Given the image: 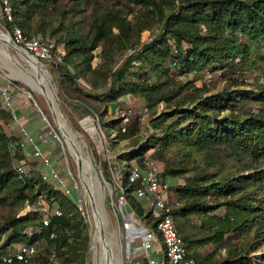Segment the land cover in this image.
I'll return each mask as SVG.
<instances>
[{
  "label": "trees",
  "instance_id": "trees-1",
  "mask_svg": "<svg viewBox=\"0 0 264 264\" xmlns=\"http://www.w3.org/2000/svg\"><path fill=\"white\" fill-rule=\"evenodd\" d=\"M12 18L2 14L11 35L18 28L54 45L46 62L60 96L98 118L143 226L156 231L159 218L132 174L152 159L165 179L182 182L172 216L189 257L264 264V84L246 82L264 77V53L255 55L264 49V0H12ZM199 71L222 85L177 78ZM124 97L145 100L146 123H125L116 111ZM1 106L0 242L55 246V259L14 264H88L83 213L39 171H18L29 151ZM39 200L62 212L49 226L41 213H23Z\"/></svg>",
  "mask_w": 264,
  "mask_h": 264
},
{
  "label": "rangeland",
  "instance_id": "rangeland-1",
  "mask_svg": "<svg viewBox=\"0 0 264 264\" xmlns=\"http://www.w3.org/2000/svg\"><path fill=\"white\" fill-rule=\"evenodd\" d=\"M0 30L12 37L4 27L1 11ZM148 37L149 35L147 34L145 39ZM261 53H264V49L263 51L259 49L255 50V55ZM13 55L15 61H12L0 46V87L9 89L15 104L16 114L21 123H27V132L37 142L41 143L43 152L50 157L58 173L73 188V196L71 199L76 202L79 210L83 213L92 237L88 264H106L105 256L102 249H100L101 246L96 235L97 230L93 205L89 193L80 178L78 162L64 142V139H62L61 132L55 124L54 118H52L53 115L50 112L44 95L37 87L34 79L30 76L31 70L26 67L24 63L25 59L17 53ZM39 61L51 73L50 62ZM51 75L55 80L52 73ZM177 78L196 80L198 86H202L206 82L209 83L211 80V84L222 85L224 80L222 77L213 78V75L209 71H199L187 77ZM246 82L249 84H264V77L250 73L246 77ZM29 95L32 96V99L25 97ZM59 98L61 100L59 105L63 109L62 115L74 128L76 136H73L68 128L67 130L73 138L75 137L79 147L82 148L84 154L92 161L93 169L85 177L87 178V176L90 177L91 174L93 175L94 186L101 198L100 209L103 210L104 214L106 237L111 243L112 248L115 249L114 254L117 264H145V254L141 250V239H130V230L133 229V223L138 226H142V223L137 220L135 213L128 203L122 199L121 172L115 162L116 156L109 150L108 144L101 132L98 118L88 115L78 105L76 100L66 99V101H63L60 93ZM0 102L2 104V98ZM146 107L147 105L144 99L124 97L122 106L117 108L116 111L121 114L123 119L128 118L125 123L133 126L137 120L147 122L148 112H144ZM61 120L63 121V119ZM9 133L21 138L20 128L15 122L10 127ZM28 151L29 154H32L30 147H28ZM27 159L30 162L24 166V169L28 174L34 170L39 171L40 174L47 172L46 167L39 159L32 156H29ZM151 166L157 167L160 177L165 179L163 176L165 166L152 159H149L146 162L145 168L140 170L144 176L149 173ZM165 180L170 184V201L174 207L176 203V192L174 188L182 182L181 180L175 182L170 177H167ZM56 187L60 189L58 186ZM158 246H161V243Z\"/></svg>",
  "mask_w": 264,
  "mask_h": 264
},
{
  "label": "built area",
  "instance_id": "built-area-1",
  "mask_svg": "<svg viewBox=\"0 0 264 264\" xmlns=\"http://www.w3.org/2000/svg\"><path fill=\"white\" fill-rule=\"evenodd\" d=\"M0 11L9 21H12V0H0ZM12 38L16 44L24 47L38 60L52 61L54 59L52 55L54 45L52 43L35 35L27 38L18 28L14 30ZM58 49L61 54H64L63 47L60 46ZM25 97L32 99L31 95ZM0 98L3 99L1 107L10 111L13 116V121L20 128L21 148L28 150V147H30L32 154H29V156L39 159L46 167L47 172L41 174L43 180L58 186L66 196L71 198L73 196V188L58 173L50 157L43 152L41 143L37 142L27 132V126L22 125L16 114L15 104L8 88L0 87ZM144 112H148L147 107L144 109ZM127 119L126 117L125 121ZM18 171L20 173H27L23 166H18ZM132 178L133 180H141L138 196L148 199L156 217L159 218L156 231L150 230L143 225L138 226L132 221L133 230L131 231L130 239H141V250L145 254V264H198L194 258L188 256L187 248L177 232L172 216L173 205L170 201L171 187L165 179L160 177L158 168L151 166L146 176L142 175L139 169H135ZM122 199L125 201L124 193ZM34 211L44 216L43 223L45 226H49L52 215H62L60 210L49 209L41 200L35 203L34 206L27 204L23 213L28 214ZM52 238H55V235H52ZM159 243H161V246H158ZM39 256L55 259V246H50L44 241H38L34 244L20 243L9 245L4 244L3 241L0 242V264H14L16 262L29 263Z\"/></svg>",
  "mask_w": 264,
  "mask_h": 264
},
{
  "label": "bare ground",
  "instance_id": "bare-ground-1",
  "mask_svg": "<svg viewBox=\"0 0 264 264\" xmlns=\"http://www.w3.org/2000/svg\"><path fill=\"white\" fill-rule=\"evenodd\" d=\"M0 37L2 39H4L5 41H9L10 40V36L8 34L4 33L1 30H0ZM4 51H5V53L9 56V58L12 61H15L14 55H13L14 53H11L9 50H5V49H4ZM24 63L26 65V67L29 70H31V73H30L31 75L30 76L34 79L37 87L41 90V92L43 94H45V96L47 98L46 101L49 99V101L52 102V104L54 106V111L49 107L50 108V112L53 115L52 118H54L55 124H57V122H58V124H59L58 128H59V130L61 132V135L63 137L62 139H64V142L69 147L71 153L74 155V157L77 160V162H80V178L86 184L88 189L90 190V195L89 196H90V199H91V202H92V205H93V210H94V218H95L94 220H95V224H96V225L95 224L94 225L96 226V230H97V234L96 235H97V238H98L100 246H101L100 249H102V252H103V254L105 256L106 264H117L116 258H115V254H114V250L115 249L112 248L111 243L109 242V240L107 239L105 243H103L100 240V233H99L100 232L99 231V229H100V221H104L103 210L100 209V202H101L100 199L101 198H100V195L98 194V192H97V190H96V188L94 186L93 175L91 174L90 177H88V176H87V178L85 177L87 175V173L89 171L91 172L92 169H93L92 161H91V159H89L86 156V154H84L83 150H82L83 153L79 150V145L76 142L75 137L73 138L71 136V134L69 133L67 128L62 123L61 119H59V117H60L59 115L62 114V110L63 109H61L59 103H57L58 92L54 88L51 79L49 78V76L46 73L47 72L46 71V67H44L43 64L40 63L39 61H37L35 59H32V58L26 59L24 61ZM56 94H57V96H56ZM56 116L58 117V119H56L57 121L55 120ZM132 230L133 229L130 230V234H131Z\"/></svg>",
  "mask_w": 264,
  "mask_h": 264
},
{
  "label": "water",
  "instance_id": "water-1",
  "mask_svg": "<svg viewBox=\"0 0 264 264\" xmlns=\"http://www.w3.org/2000/svg\"><path fill=\"white\" fill-rule=\"evenodd\" d=\"M0 46L3 48V49H5V50H9L11 53H17L18 55H20V56H22L25 60L26 59H28V58H32V59H35V60H37V61H39L37 58H35L31 53H29L24 47H22V46H20V45H18V44H16V42L13 40V38L12 37H10V40L9 41H5L4 39H2L1 37H0ZM40 62V61H39ZM41 63V62H40ZM46 73H47V75L49 76V78L51 79V81H52V84H53V86H54V88L57 90V92H58V87H57V85H56V82H55V80L53 79V77H52V75H51V73L49 72V70H47L46 69ZM43 94V93H42ZM44 95V97H45V99H47L46 98V96H45V94H43ZM56 96H57V94H56ZM60 102H61V100H60V98H59V93H58V96H57V103H59L60 104ZM47 103H48V105H49V107L54 111V106H53V104H52V102L51 101H49V99L47 100ZM60 117H59V119H63V121H62V123L64 124V126L66 127V128H68L70 131H71V134L73 135V136H75L76 135V131L74 130V128L70 125V123L67 121V119L62 115V114H60L59 115ZM56 119H58V117L56 116L55 117V120ZM57 121V120H56ZM57 127H58V122H57ZM72 136V137H73ZM79 150L82 152V148H80L79 147ZM78 165H79V167H80V162H78ZM84 183V182H83ZM84 186H85V188H86V190L88 191V193H89V195H90V190L88 189V187L86 186V184L84 183ZM99 233H100V240L103 242V243H105L106 242V240H107V237H106V231H105V223H104V221H100V229H99Z\"/></svg>",
  "mask_w": 264,
  "mask_h": 264
},
{
  "label": "crops",
  "instance_id": "crops-1",
  "mask_svg": "<svg viewBox=\"0 0 264 264\" xmlns=\"http://www.w3.org/2000/svg\"><path fill=\"white\" fill-rule=\"evenodd\" d=\"M22 125H24V126H28L27 123H25V122H24V124H22Z\"/></svg>",
  "mask_w": 264,
  "mask_h": 264
}]
</instances>
